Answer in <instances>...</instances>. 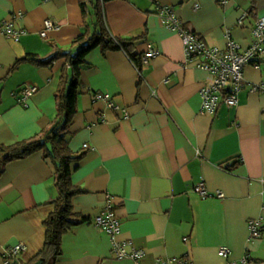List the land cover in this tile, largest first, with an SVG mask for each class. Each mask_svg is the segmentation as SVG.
<instances>
[{
	"label": "crops",
	"instance_id": "obj_1",
	"mask_svg": "<svg viewBox=\"0 0 264 264\" xmlns=\"http://www.w3.org/2000/svg\"><path fill=\"white\" fill-rule=\"evenodd\" d=\"M195 4L198 5L195 8ZM79 0H0V21L22 30L18 41L0 33V144L11 145L48 129L55 117V89L64 59L48 65L17 58L45 59L72 49L84 30ZM171 8L183 26L208 46L225 48L229 39L245 50L264 0H106L103 15L113 36L133 39L135 52L151 45L157 54L135 65L122 49L85 56L77 113L69 125V148L85 152L72 164V183L82 190L72 211L86 219L61 238L54 264H135L116 258L112 240L131 241L144 251L138 264L187 256L193 264H264V61L243 69L244 87L233 107L214 115L201 111L205 72L184 64L181 36L170 31L157 7ZM22 12V17H13ZM58 28L41 36L44 21ZM24 84L38 90L20 102ZM109 94L121 109L108 110L95 94ZM87 145V147H84ZM238 162V163H236ZM203 183L202 198L192 187ZM222 193L219 197L217 194ZM114 202L120 232L113 238L93 223ZM57 196L52 163L42 151L8 162L0 175V264L6 248L25 245L16 262L29 261L44 242L43 221ZM262 220L259 238L247 222ZM229 249L227 258L218 255Z\"/></svg>",
	"mask_w": 264,
	"mask_h": 264
},
{
	"label": "trees",
	"instance_id": "obj_2",
	"mask_svg": "<svg viewBox=\"0 0 264 264\" xmlns=\"http://www.w3.org/2000/svg\"><path fill=\"white\" fill-rule=\"evenodd\" d=\"M106 0H79L82 15L88 14V4L92 6L91 21L84 20V30L72 41V49L56 50L51 56L39 59L32 56L17 58L12 68L25 61L48 65L54 60L64 59L65 64L58 75L55 89V117L51 126L34 137L19 140L11 145L0 144V175L4 166L15 159L42 151L45 159L53 166V177L57 196L51 201L52 211L44 219V242L41 249L27 262L17 264H54L61 254L62 236L86 218L72 211V198L81 193L71 180L72 164L79 162L85 152H73L68 145L69 125L77 113V100L80 92V74L85 66L86 54L99 47L102 51L122 49L135 65L141 64V54L135 52L133 39L113 36L106 26L103 4ZM185 28V27H184ZM264 61V57L260 62ZM238 163V162H236ZM198 194V193H196ZM199 195V194H198Z\"/></svg>",
	"mask_w": 264,
	"mask_h": 264
},
{
	"label": "built area",
	"instance_id": "obj_3",
	"mask_svg": "<svg viewBox=\"0 0 264 264\" xmlns=\"http://www.w3.org/2000/svg\"><path fill=\"white\" fill-rule=\"evenodd\" d=\"M226 4L228 0H217ZM198 5L195 4V8ZM157 15L162 23L173 32L181 36L183 43L184 64H192L193 66L203 70L206 74L199 94L201 96V111L210 115H214L220 105L228 108L238 103V96L244 87L243 69L253 63L258 66L261 58L264 57V17L256 18L252 28V41L245 50H240V45L234 40L229 39L225 48L208 46L204 40L195 32L184 28L183 21L176 16L171 8L158 6ZM13 17L21 18L22 12H17ZM58 28L56 22L52 19L44 21V28L41 30V36H46V32L51 29ZM0 33L9 39L18 41L22 30L15 28L11 21H0ZM157 51L147 45V49L141 56V62L147 63L154 57ZM38 87L36 85L24 84L20 91V102L27 106V100L36 93ZM252 91H263L264 84L254 86ZM95 100L106 102L108 110L121 109L125 116L127 112L124 108H120L111 99L109 94L97 93ZM87 147V145H84ZM195 193L202 198L207 196V192L203 183L196 184L192 187ZM219 197L222 193L217 194ZM93 223L101 228L109 237L113 238L120 232V219L114 212V202L110 195H106L105 205L98 215L93 219ZM249 238H259L262 230V220L260 218H252L247 222ZM112 253L116 258L131 259L138 264V260L143 256L144 251L136 248L131 241H115L112 240ZM26 249L25 245L18 243L14 246L6 248L4 252V264H17L18 255ZM229 249L225 246L220 247L218 255L227 258ZM244 264H250L247 258L242 259ZM154 264H193L187 256L158 258ZM229 264H237L230 262Z\"/></svg>",
	"mask_w": 264,
	"mask_h": 264
},
{
	"label": "rangeland",
	"instance_id": "obj_4",
	"mask_svg": "<svg viewBox=\"0 0 264 264\" xmlns=\"http://www.w3.org/2000/svg\"><path fill=\"white\" fill-rule=\"evenodd\" d=\"M103 9V8H102Z\"/></svg>",
	"mask_w": 264,
	"mask_h": 264
}]
</instances>
